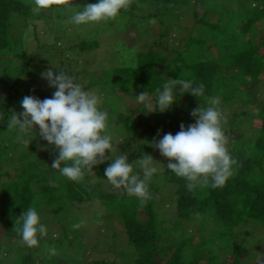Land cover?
<instances>
[{"label":"trees","instance_id":"obj_1","mask_svg":"<svg viewBox=\"0 0 264 264\" xmlns=\"http://www.w3.org/2000/svg\"><path fill=\"white\" fill-rule=\"evenodd\" d=\"M71 1L65 0L66 3L70 2V6L80 8L96 2V0H77V3L71 4ZM183 1L133 0L116 19L109 21L108 26L118 30L115 23L120 20L125 21L123 28L132 22L142 24L153 18L162 20L166 14L172 12L170 10L172 6L176 7L185 3ZM186 1L189 2V0ZM238 1L244 2V0ZM138 4L155 8L145 15L137 14L135 10ZM221 5V0H211L200 17L194 10L193 16L199 24L198 34L189 36L181 48L170 50L173 55L165 53L167 47L160 44L158 49L150 47L142 51L137 50L138 58L133 65L125 67L115 65L109 70H106L107 66L104 68L105 74L101 78L103 84L110 83L106 80V75L110 74L112 88L122 87L119 94H123L128 101H131L129 95L143 92H147L154 100L156 90L162 88L166 80L170 79L181 78L194 81L202 84L205 89L204 96L201 97L188 92L177 93L178 98L170 109L161 113L157 108L156 111L141 117L137 122H133L130 113L121 112L115 120L112 114L116 112L112 109L106 111L109 116L107 131L112 136L113 143L118 137L122 138L120 155L126 153L138 159L150 154L154 159L158 156L154 150V144L160 140L161 133L176 134L180 131L181 124L185 127L194 124L195 119L193 117L189 119V114L191 110L200 106H208L206 98L218 97L219 107L224 109L225 105L221 103L222 101L228 102L240 98L241 101L247 102L251 96L250 88L255 81L264 82V77L260 79V76L264 75V42L257 40L258 38L264 40V34L260 35L259 32L264 24V0H252L245 10L240 12H236L232 6L224 9ZM75 10L77 9L64 8L61 5L54 10H48L51 16H47L44 12L42 13L46 10H39L35 7L34 0H0V57L9 55L11 58V56L18 55L24 58V63L17 66V76L7 71L3 74V66L0 68V76L13 80L11 87L17 86L19 76H24L28 80L39 83L40 91L45 88L46 93H52L54 88L45 78H42L41 74L46 72V64L60 57L63 69L58 70L54 67L53 72L55 70L64 72L73 77L76 82L80 80L82 74L90 72L91 69H86L81 73L77 68L79 65L77 62L73 68L71 58L68 56L73 52L82 56L85 51L99 48L105 42L103 38H100L101 33L108 29L100 24L94 27L89 25L86 27L91 26V28L87 31L83 30L85 32L76 30L71 33L66 28V24L75 27L70 22V17ZM212 11L218 14L216 21L209 20ZM55 17L61 19V24H54L56 28H54L53 41L49 42L46 39L41 42L37 37L38 21ZM164 26L165 29L159 34L160 38L167 34L168 25ZM252 29H255L254 35L251 34ZM62 33L65 40H63ZM75 36L79 42H70ZM114 50L119 54L121 52L118 48ZM4 62L9 64L10 60L3 59ZM26 87L27 96L36 93L28 89V86ZM90 87L86 84L84 86V88ZM20 100L21 98L9 95L0 103V136L5 135V138L9 139L7 146H2L0 142V162L10 159V150H18L21 145H26L17 143L18 128L10 129L8 126L13 113L19 115ZM194 102H196L195 106L192 105ZM139 105L141 104L134 106L133 111L140 115L147 109ZM149 114H155V120L150 119ZM244 114H246L244 111L235 112L232 114V120L226 126L223 125L225 135L230 139L229 151L238 162V166L235 168L234 175L221 188L197 186L189 190L185 179L177 177L167 169L169 161L165 157H163V168H158V173L148 181L149 198L144 203H141L135 196H130L123 188L115 189L107 181L104 170L112 163L109 159H104L103 163L93 166H97L95 171H92L94 168L87 169L83 179L78 182L68 180L59 173V170L54 171L42 152L38 153V160L24 163L18 169L16 167L15 174L9 170L4 173L0 172L1 177L8 178L1 182L5 198L0 201L5 203L6 209L0 210V264H4L7 260L6 255L12 252L8 250V254L5 255L2 251L3 246L12 242L13 236L16 238L14 241L20 240L18 229L22 222L18 219L23 211L35 208L40 213L43 223L52 226L53 219L51 221L45 214L46 209L63 211L64 214L70 215L72 220H78L81 216L77 215V209L80 207H92L93 209L98 203L105 204L107 217H112L114 211H119L118 221L124 227L127 248L130 247L129 251L120 250L119 254L129 255L128 253L131 252L134 261L130 264H204L202 263L203 258L206 264H217L218 260H222L220 255L219 257L210 255L208 250L210 247H206L205 242L202 243L203 245L193 243L198 240L199 236V242L203 241L204 236L208 237V232H205L207 229L214 230L218 234L219 242L225 239L238 243V246L233 244V248L229 249V253L233 255L230 264H241L243 261L239 255L240 245L238 237H235L234 229L247 222L248 219H252L257 222H254L256 225L259 224V230L264 233V111L258 113L256 133L243 131L238 126V118ZM146 135L148 138L145 137ZM32 136L34 135L30 133L24 137L31 140ZM150 137L152 141L148 140ZM241 142L249 144L247 152L237 145ZM33 148L36 151L39 145L35 144ZM45 172L52 173L55 184L44 186L38 183L37 177ZM140 174L142 177L143 174ZM165 198L170 202L175 201L176 210L174 212L177 217L173 221L167 220L164 216L165 211L161 210L160 203H163ZM67 209H71L73 213H68ZM59 213L57 220L64 225L61 216L66 217V215ZM100 213V210L94 209L90 216L94 214V217L97 215L100 218ZM195 218L201 222L200 235L192 231L186 223ZM6 229L12 231V236L7 235ZM112 234L118 236L117 233ZM62 235L64 236L61 241L53 245L56 249L55 255L48 254L47 245L51 239L46 235L40 239L38 247L30 248L29 252H18L12 258V264H69L73 262L69 260L66 250L76 241H80L81 236L74 238L65 233ZM174 239L177 241V248L170 246L173 243L170 242ZM43 245L46 248H42ZM202 246H205L204 252L194 251ZM115 251L118 252L117 249ZM60 254L61 256H58ZM62 260L65 262L62 263ZM107 262L96 260L94 264H106Z\"/></svg>","mask_w":264,"mask_h":264},{"label":"rangeland","instance_id":"obj_2","mask_svg":"<svg viewBox=\"0 0 264 264\" xmlns=\"http://www.w3.org/2000/svg\"><path fill=\"white\" fill-rule=\"evenodd\" d=\"M133 0H131L132 2ZM196 1V2H195ZM211 0H189L187 2L184 0L179 5L172 6V9H170L172 12L169 14H166L162 20L153 18L152 20L142 22V24H136L132 22L129 26L123 28L124 20L118 21L116 24V29H112V27H109V21L101 22L100 25L106 26L108 29L107 31H103L101 33L100 38H103L104 43L100 45L99 48L91 50V51H85L82 56H78L76 52L69 54L68 57L71 58V62L73 64V68H75L76 62L78 65V70L85 71L86 69H91L90 72H87L86 74H82L80 77V80L77 81V83L81 84V86L84 88L85 84L90 85V88H84L87 91H90L97 95L100 101V108L104 111H110L111 109L115 111V114H112V117L116 120L119 113L126 112L127 114L130 113L132 116L133 122H137L141 117L148 116V111L142 112L140 115L137 112L133 111V107L137 105L135 102V96L136 95H129L131 98V101H128L125 99V96L123 94H119L121 88H112L111 84V75H106V80H109L110 83L103 84L102 76L104 73V68L106 67V70H109L115 65L118 67H125L129 65H133V63L136 62L138 58V51H142L145 49H148L150 47L158 49V45L163 44V47L166 46L167 50L165 53H169V55H173L170 50L172 49H178L184 46L186 40L189 36H196L198 34V27L199 24L196 22V18L193 16L194 10H196L199 14V17L204 13L208 3H210ZM73 3H77V0H72ZM222 5L221 8H227L229 6H232L236 12H240L245 10L246 6L252 0H244V2L240 3L238 0H221ZM254 3V2H253ZM252 3V4H253ZM139 7V9H138ZM142 7V8H140ZM137 14L145 15L150 11L154 10V6L148 7L147 5L143 6L138 4L137 5ZM46 14L47 16H51L50 12L48 10L42 11V13ZM209 20L210 21H216L218 18V14H216L215 11H212L210 13ZM55 23L61 24V19L55 17V18H49L47 20L38 21V31H37V37L41 40V42L46 41V39L49 42H52L55 36L54 33V26ZM99 24H95L99 25ZM168 25V31L167 34L160 38L159 34L162 32V30L165 29V26ZM94 27V25H92ZM66 28L71 33H74L76 30H82V32H85L83 30H88L90 27L86 26H76L73 27L70 24H66ZM112 29V30H111ZM111 30V31H109ZM255 29L251 30V34H255ZM105 32V33H104ZM260 35L264 34V24L262 25L260 29ZM63 40L64 34L62 33ZM258 41L264 42V40L258 38ZM70 42L77 43L79 42L77 37L75 36ZM159 43V44H158ZM74 45V44H73ZM114 48H118L121 50L120 54L114 50ZM78 49V48H76ZM138 50V51H137ZM163 51V49H162ZM166 55V54H165ZM60 57V56H59ZM10 60L9 64L3 63V59ZM77 59V60H76ZM24 63V58L22 56L15 55L14 57L9 55H5V57H0V68L3 66L2 73L10 72L13 74V76H17V69L18 65H22ZM66 63V62H64ZM110 66V67H109ZM57 68L58 70L63 69L62 63H61V57L58 60H55L48 65L46 64V71L53 70ZM105 70V71H106ZM264 75L260 76V79H262ZM111 78V79H110ZM47 80V79H46ZM48 81V80H47ZM0 103L3 102L9 95L21 98L22 99L28 95V89L33 90L36 93L31 94L30 96L39 98L40 100H44L46 98H51L54 91L56 89L54 88L52 93H46L45 88L40 91V84L31 80H28L24 76H19V82L17 86L11 87L13 84L12 79H8L5 77L0 76ZM121 85V84H120ZM45 90V91H44ZM251 96L248 98L247 102L241 101L240 98H235L231 101L221 102L225 105L224 109L220 108L226 117V121L224 122V126L228 124L229 121L232 120V114H235V112H246L243 116L238 118L237 124L241 128V130L249 132V133H256V130H258V124L256 122V119L258 118V113L261 111H264V82L261 81H255L253 86L250 88ZM51 92V91H50ZM184 100V98H183ZM220 100V99H219ZM154 102V100H153ZM21 104V102H20ZM196 102H194L192 105L195 106ZM141 106V105H139ZM116 107L118 109H116ZM116 109V110H114ZM19 115L24 111L22 106H20ZM112 112V111H111ZM110 112V113H111ZM134 112V113H133ZM191 113L189 114V119L193 117ZM139 115V116H138ZM150 119L156 118V115L149 114ZM21 119H23L22 116H20ZM196 119L195 117H193ZM253 119V120H252ZM112 124V123H110ZM115 125V122H114ZM39 126H34V131L30 132L32 133L31 140L28 137H24L26 135L19 132V130L16 132L18 135L17 143L18 144H26L21 145L20 149L18 150H10V159L6 161L0 162V172H5L6 170H9L12 174L16 173V167H22L24 163L31 162L38 160V153H43L47 157V162L49 165L53 163V161L58 156V150L55 148V146H50L47 141L43 140L39 135ZM29 133V134H30ZM175 135L174 133H171ZM149 135V134H148ZM164 133H161L160 139L163 137ZM5 135L0 136V142L2 146H7L9 143V139L5 138ZM22 137V138H21ZM147 137V135L145 136ZM148 138V137H147ZM122 138L118 137L117 140H115V143H113V149H112V157L115 158L116 156L120 155V148L122 149V146H120V141ZM228 143L230 142V139L227 137ZM148 140L152 141V137H150ZM27 141V142H25ZM156 142V141H155ZM39 145V148L34 150V145ZM241 146L245 151L247 152L249 150V144L247 142H241L240 144H237ZM124 146V145H123ZM23 147V149L21 148ZM155 152L158 154L157 157L154 158L155 161L161 163V165H157L158 168H163L164 162H163V156L161 155L158 148L154 146ZM27 155V156H26ZM110 151L106 150V156L105 159H107L108 156H110ZM25 156V157H24ZM129 162H133L136 160L133 155L128 156ZM47 164V163H46ZM27 165V164H26ZM47 168V165L45 166ZM97 167V166H96ZM93 167L95 171V168ZM136 171L140 170L137 165H134ZM92 168V169H93ZM54 169V168H53ZM58 170V169H54ZM92 173V172H91ZM142 173V172H140ZM43 177V178H41ZM38 183L41 185L46 184H55L54 177L52 176L51 172H45L41 173L38 177ZM8 180L6 176H0V200L5 198L4 192L1 188L2 181ZM95 181V180H94ZM96 183V182H95ZM164 187V186H163ZM116 189V188H115ZM167 189V187H166ZM165 190V189H163ZM162 204L164 206H162ZM104 203H98L93 209L92 207H84L80 209H77V215L81 216L78 220L71 219L68 215L64 214L63 211H52V209H46L45 214L49 217V219L53 223L52 226L45 224L47 228V235L50 236L49 239L51 241L54 238V241L52 243L49 242V245H47V250L49 248H53V245L57 242H60L62 239V234H67L70 236H74V238L77 236H81L80 241H76L74 245H72L68 250H66V254L69 258V260H73L74 264H94V261L96 260H106L108 261L106 264H130L134 260H132V253H128L129 255H125L124 253L121 255L119 254V251L128 250L127 248V240H126V234L124 231L123 225L118 221L119 217V211H114V216L107 217L105 214L107 212V209L104 206ZM64 207V206H62ZM161 210H164V216L167 217V220L173 221L177 216L175 214L176 205L175 201L170 202V200L165 198V201L163 203H160ZM6 209L5 203L0 201V210ZM59 209H61V206H59ZM100 210V218L97 217V215L92 214L90 216L91 211ZM64 210V209H62ZM71 209H67L68 213H73L70 211ZM91 210V211H90ZM66 215L61 216L62 222H64V225H62L57 220L58 214ZM78 221V222H76ZM252 219H248L247 222L243 223L241 226L234 229L235 237H238L240 249H239V255L241 256L242 263L241 264H258V263H264V233L261 232L258 228L259 224H255V222ZM189 228L192 231H196L197 234L200 235V231L202 229L201 222L199 219H193L189 223L186 222ZM74 225H79L78 228L74 227ZM51 227V228H50ZM201 228V229H200ZM117 233L118 236H113L112 233ZM205 232H208V237L204 236L203 241L199 242V238L197 241H194L193 243H197L199 245H203L202 243L205 242L206 247L210 251V255L214 256L219 255L222 257V260H218L217 264H230L233 260V255L229 253V249L233 248V244L238 246V243L230 242L229 240L223 239L219 242L220 238H217V233H215L214 230L207 229ZM6 233L9 236H12V231L9 229H6ZM54 238H53V237ZM202 236V235H201ZM20 240H16V238L13 236L11 238L12 242H9L3 246V253L6 255L8 254V250H12L11 254L9 253L6 255L7 260L4 264H12V258L18 254V252H29L30 248L27 247L21 240V236L19 235ZM58 240V241H57ZM114 242V243H110ZM173 242V243H172ZM5 243V242H4ZM172 243L170 246L171 248H177V241L174 239L171 241ZM192 243V244H193ZM242 243V245H241ZM113 244V245H112ZM232 244V247H231ZM193 246V245H192ZM205 246L197 247L194 251L199 252L203 251ZM42 248H46L45 245L42 246ZM117 249L118 252L115 251ZM37 250V249H36ZM206 250V249H205ZM7 252V253H6ZM204 252V251H203ZM3 254V255H4ZM41 254V252H40ZM58 256H61L58 255ZM200 257H202V254H200ZM206 257V254H205ZM220 257V258H221ZM76 259V260H75ZM206 259V258H205ZM65 262V260H62V263ZM73 262L69 264H73ZM113 262V263H111ZM206 264V261L204 258L202 259V263Z\"/></svg>","mask_w":264,"mask_h":264},{"label":"clouds","instance_id":"obj_3","mask_svg":"<svg viewBox=\"0 0 264 264\" xmlns=\"http://www.w3.org/2000/svg\"><path fill=\"white\" fill-rule=\"evenodd\" d=\"M131 0H96L86 6L72 7L65 0H34L39 10L75 8L70 22L76 26H89L116 19L130 6ZM42 78L56 89L51 98L40 100L25 96L21 101L23 119L13 113L9 128H18L27 135L39 126L38 135L50 146H55L58 156L51 167L70 181L83 179L85 171L104 162L106 150L111 155L107 159L112 163L104 170L107 181L116 189L123 188L130 196L141 203L149 198L148 181L159 171L150 154L129 162L126 153L112 157L113 138L108 134V113L100 108L97 95L85 90L70 75L53 70L42 73ZM156 90L153 97L147 92L136 94L135 102L149 109L147 113L158 110L163 113L177 100V93L188 92L196 97L204 96L202 84L185 79H170ZM206 107L193 110L195 123L185 127L175 135L164 134L154 146L168 159L167 169L177 177L187 181L189 190L197 186L221 188L234 175L238 162L228 148V139L223 124L226 121L219 108L218 97L206 98ZM22 138V137H21ZM27 142V141H25ZM137 165L142 172L136 171ZM163 165V164H162ZM19 234L22 242L29 248L38 247L40 239L47 235V226L35 208L23 211L18 219ZM78 228L79 225H74ZM49 255H55L56 249L49 248Z\"/></svg>","mask_w":264,"mask_h":264}]
</instances>
